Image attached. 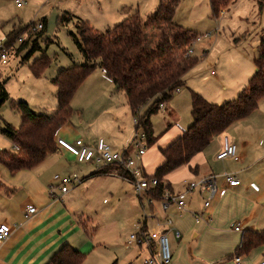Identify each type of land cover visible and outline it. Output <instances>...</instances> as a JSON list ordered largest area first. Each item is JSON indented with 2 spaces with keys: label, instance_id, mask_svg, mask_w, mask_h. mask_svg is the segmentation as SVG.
Returning <instances> with one entry per match:
<instances>
[{
  "label": "crops",
  "instance_id": "obj_1",
  "mask_svg": "<svg viewBox=\"0 0 264 264\" xmlns=\"http://www.w3.org/2000/svg\"><path fill=\"white\" fill-rule=\"evenodd\" d=\"M160 1L131 0L129 12H140L143 7L155 12ZM197 5L198 0H181L174 16L175 22L191 29L184 23L188 21L182 19V9L188 7L187 19L192 20L191 13ZM263 11L264 0H233L222 11L220 16L224 19H227L228 15L236 14L241 20L246 21L241 30L234 31L229 27L227 38L234 41L235 45L256 38L258 43L252 47L253 56L242 51L236 54L238 64L235 68L228 72L223 70L219 74L213 70L211 88L196 89L211 103L223 104L237 98L254 75L255 59L260 42L264 38ZM6 20V9L0 1V42L5 41L9 34L6 30ZM203 20L200 18L194 22L200 23ZM220 20L217 18L218 25L214 29L216 32L219 31ZM212 29L211 27L196 33L203 34L200 35L202 40L206 30L211 33ZM103 73L110 82H113L104 71ZM187 74L184 78L186 87ZM55 97L57 100L56 93ZM184 99L188 101L185 95ZM190 100L192 104V95ZM168 106L164 105L165 108ZM168 109L170 116L178 119V109L176 107ZM186 130L177 122L175 128L169 127L167 131L169 134L167 133L164 139L159 141L158 138L156 143L149 146L142 158L147 175L153 176L163 164L164 156L161 149L168 147ZM85 143L91 145V142ZM230 145L237 146L240 160L235 161L232 157L218 159L217 155ZM11 148L9 151H19L13 143ZM66 151L64 148L57 152ZM48 161L47 157L36 167L15 173L0 162V224H8L12 229L9 238L0 245V264H47L66 244L84 253L83 264H145L152 250L130 243V237L125 241L114 240L110 244L101 239L94 243L95 235L87 231L88 220L85 219L84 213L80 212L77 202L70 197L64 200L70 191L65 194L59 193L58 190L51 191L50 187L57 185L54 176L59 172L55 171L53 163ZM225 173L237 176L241 184L229 186L224 179ZM108 174H118L122 177L119 172L111 170ZM209 175H217L219 192L214 196H211L208 190L200 188L186 193L188 182ZM84 180L85 178H82L81 182ZM166 182L169 185L167 188L169 192L184 194L187 203L185 210L180 211L176 205H171L165 210L161 200L154 199L153 204L147 206L149 217H143L144 219L138 223L148 231L169 235L173 251L171 264H236L235 257L238 256L236 251L241 244L243 233L247 230L264 231V98L258 109L250 116L238 120L226 131L214 137L189 164L169 173ZM222 188H226L224 194L220 193ZM207 201L208 206L205 205ZM27 205L35 206L37 212L28 215ZM142 205L145 210L144 204ZM235 226H240L241 230L236 231ZM154 247L157 251V242H154ZM240 256L242 264H259L264 259V244Z\"/></svg>",
  "mask_w": 264,
  "mask_h": 264
},
{
  "label": "rangeland",
  "instance_id": "obj_2",
  "mask_svg": "<svg viewBox=\"0 0 264 264\" xmlns=\"http://www.w3.org/2000/svg\"><path fill=\"white\" fill-rule=\"evenodd\" d=\"M0 1L6 9L7 33L27 26H38L40 23L44 25V30L40 29L31 34L29 30L21 33L18 37L27 38L23 43L24 47L18 50L21 43L16 41L15 49L9 52L8 64L0 66L1 78L6 81L10 95V101L2 106L0 115L4 121L16 128L20 127L22 116L14 107V103L24 101L34 112L50 114L58 105L55 97L57 90L52 79L61 69L85 61L74 39L77 18L61 21L64 15L88 20L93 27L105 32L123 21L130 13L131 6V0H20L23 4L19 8L16 0ZM187 12L188 7L182 9V19L188 21L184 23L193 31H203L211 27L213 29L211 33L206 30L207 35L194 43L195 54L192 56H196L199 62L187 74L188 87L183 86L180 92H175L173 99L167 103L169 106L161 108L159 113L151 118L155 137L159 138V141L167 136L169 127L177 126V122L188 129L187 125L192 123V91L201 94L196 89L211 88L213 70L219 74L223 70L228 72L235 68L238 64L236 54L242 51L253 56L252 47L258 43L256 38L235 45L234 41L227 38L229 27L238 31L246 25V21L236 14L228 15L227 19L220 16L219 31H214L218 22L212 15L208 0H198V5L191 13L193 21L187 19ZM140 13L146 19L155 12L143 7ZM200 18L204 20L200 23L194 22ZM250 28L252 30V25ZM43 58L48 59L49 63L43 73L36 76L32 66L36 60ZM184 95L188 101L184 99ZM72 107L74 112L71 118L55 136L58 151L64 149L59 144L60 138L73 145L80 139L91 142V146L99 138H104L115 150L122 151L131 145L136 131L143 130L136 127L125 91L117 89L100 68L95 69L80 85L73 97ZM169 107L178 109V119L170 116ZM11 147V140L0 132V148L12 150ZM48 158V162L53 163L59 175L70 176L76 173L81 179L85 178L77 186L71 187L64 200L70 197L77 202L80 212L84 213L85 219L88 220L87 231L95 235L94 243L99 239L109 244L118 239L125 241L136 231V224L144 219V213L147 211L146 197L140 200L134 184L128 178H122L118 174L90 176L89 174L103 168V165L79 162L77 157L67 151L56 152ZM170 241L172 247L171 238Z\"/></svg>",
  "mask_w": 264,
  "mask_h": 264
},
{
  "label": "trees",
  "instance_id": "obj_3",
  "mask_svg": "<svg viewBox=\"0 0 264 264\" xmlns=\"http://www.w3.org/2000/svg\"><path fill=\"white\" fill-rule=\"evenodd\" d=\"M233 0H209L212 15L219 18ZM181 0H161L155 13L146 19L139 11L131 12L117 25L103 32L89 21L66 14L61 21L77 18L74 34L76 45L85 61L63 68L54 79L58 105L50 114H38L27 102L19 101L14 107L22 116L19 128L4 121L0 115V132L7 136L19 151L0 150V162L15 173L41 164L49 155L58 151L55 142L57 131L69 121L73 114L72 100L83 81L97 68L113 81L117 89H123L128 106L139 119L137 129L147 135L149 146L158 140L151 123L153 115L159 113L174 97L178 88L185 86L186 74L199 62L197 57L187 55L193 47L198 33L175 22L174 16ZM31 31V26L14 29L6 37L4 46L11 51L21 33ZM44 30V29H43ZM24 43V42H23ZM23 43L18 48L21 50ZM46 58L36 60L32 70L40 76L48 65ZM256 71L237 98L223 104H214L192 91V124L183 135L168 147L161 149L164 162L153 176L158 186L152 193L160 199L169 188L166 176L183 165H187L202 152L219 134L238 120L256 111L264 98V38L260 42L255 59ZM10 101L6 81L0 75V109ZM110 169L127 175L119 165H108L94 171L92 175L108 174ZM264 244V231L247 230L243 233L236 255L248 253ZM85 255L71 245H64L47 264H83Z\"/></svg>",
  "mask_w": 264,
  "mask_h": 264
},
{
  "label": "built area",
  "instance_id": "obj_4",
  "mask_svg": "<svg viewBox=\"0 0 264 264\" xmlns=\"http://www.w3.org/2000/svg\"><path fill=\"white\" fill-rule=\"evenodd\" d=\"M17 6L20 7L23 2L16 0ZM44 25L42 23L38 26L31 27L32 32H37L43 29ZM26 37H20L18 39L19 43L26 41ZM201 37H198L196 41H200ZM4 42H0V66L8 64L9 52L5 46ZM194 47L188 49L187 55H193ZM178 88L175 92H180ZM164 107V105H161ZM136 125L139 124V119L135 118ZM59 144L65 148L72 155L77 157L79 162H93L97 165H119L122 166L126 172V176L122 175L124 178H128L135 187L140 200L146 197V206L152 205L154 198L152 193L156 190L158 186V180L154 177H146L144 164L142 158L147 151V135L142 131H136L131 145L122 151L115 150L104 138H99L93 146L86 144L83 140H77L76 144H70L64 139H59ZM16 149H19L16 146ZM226 157H232L235 161H239L240 157L238 155V150L236 145H230L223 149L218 155V159H223ZM217 175H209L199 178L194 181H190L187 184L186 193H191L196 188L203 190H208L211 196H214L219 192L217 186ZM224 179L229 186H239L241 180L232 173H225ZM54 180L57 185H52L50 187L51 191L54 192L58 190L59 193L65 194L70 191L72 186L81 183V178L78 174H72L70 176H61L59 174L54 176ZM226 192V188L220 190L221 194ZM161 200L163 209H168L171 205H176L180 211L185 210L186 200L184 199V194L172 193L168 190L165 191L163 196L159 199ZM206 206L209 205V201L205 203ZM27 214H33L37 212V208L33 205H27ZM149 217L147 211L144 213V218ZM236 231H240V226H235ZM12 233V229L8 224H0V245ZM179 235V232H177ZM154 242H157V251H155ZM130 243H134L139 247L146 246L148 249L152 250L151 256L145 260V264H171L173 261V251L171 247L170 237L167 233H157L148 231L144 228L141 223L137 225V231L130 235ZM236 264H242V257H235ZM259 264H264V259L259 262Z\"/></svg>",
  "mask_w": 264,
  "mask_h": 264
}]
</instances>
